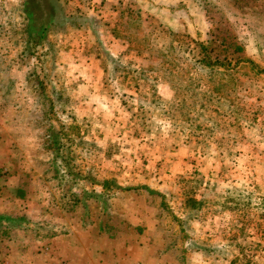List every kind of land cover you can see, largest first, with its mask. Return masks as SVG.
Masks as SVG:
<instances>
[{"label":"rangeland","instance_id":"obj_1","mask_svg":"<svg viewBox=\"0 0 264 264\" xmlns=\"http://www.w3.org/2000/svg\"><path fill=\"white\" fill-rule=\"evenodd\" d=\"M50 1L0 0V264H264V0Z\"/></svg>","mask_w":264,"mask_h":264},{"label":"trees","instance_id":"obj_2","mask_svg":"<svg viewBox=\"0 0 264 264\" xmlns=\"http://www.w3.org/2000/svg\"><path fill=\"white\" fill-rule=\"evenodd\" d=\"M44 2H48V0H44ZM52 2V6L50 8V15H51V21L54 23H60L61 25H65L67 18L64 16L63 12L60 11L58 8L57 0H51L50 3ZM57 16V17H56ZM37 40V39H36ZM202 62L207 63L205 59L202 60ZM230 66L232 65L231 62Z\"/></svg>","mask_w":264,"mask_h":264}]
</instances>
